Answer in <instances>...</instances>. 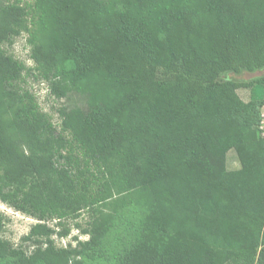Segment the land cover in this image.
Segmentation results:
<instances>
[{
    "label": "trees",
    "instance_id": "1",
    "mask_svg": "<svg viewBox=\"0 0 264 264\" xmlns=\"http://www.w3.org/2000/svg\"><path fill=\"white\" fill-rule=\"evenodd\" d=\"M23 32L62 131L15 86ZM263 69L264 0H0V200L92 214L76 246L0 238V264H264L263 101L238 94L264 76L226 77Z\"/></svg>",
    "mask_w": 264,
    "mask_h": 264
},
{
    "label": "rangeland",
    "instance_id": "2",
    "mask_svg": "<svg viewBox=\"0 0 264 264\" xmlns=\"http://www.w3.org/2000/svg\"><path fill=\"white\" fill-rule=\"evenodd\" d=\"M34 0H20L24 5H32ZM31 17H29V22ZM3 51L17 59L25 65L22 78L15 83V86L20 92H29L37 100L40 110L46 114L47 118L54 124V126L62 131V118L59 110L66 103L63 99H58L50 93L49 84L42 79L36 67L35 61L31 57L32 46L29 43V34L23 32L18 37L11 39L2 44ZM264 76V69L255 73L244 72L241 75L229 74L226 76L230 79H237L240 81H252L258 77ZM239 96L244 102H249L254 99L263 101L262 113L264 115V86L256 85L253 88H242L238 91ZM260 134L264 138V123L260 127ZM69 138L70 136L66 134ZM227 165L230 168H237L240 162L234 151L228 154ZM0 212L5 216V228L0 234V238L10 241L15 247L22 246L28 252L33 250L30 244L22 241L23 237L28 235L31 228L38 223H46L47 225L57 230L53 236L55 244L58 248H68L69 245L76 246L79 240H87L88 236L81 233V229L85 228L91 220V211L86 209L82 211L78 217L51 219L45 222L39 221L28 214L17 211L8 206L0 200ZM80 226V227H79ZM69 230L67 235H61L65 230Z\"/></svg>",
    "mask_w": 264,
    "mask_h": 264
}]
</instances>
